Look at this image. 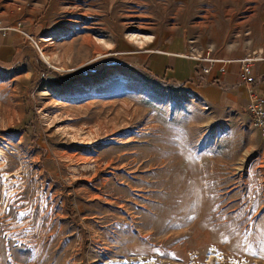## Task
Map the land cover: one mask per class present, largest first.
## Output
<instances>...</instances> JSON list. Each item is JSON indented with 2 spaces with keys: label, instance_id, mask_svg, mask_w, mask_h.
<instances>
[{
  "label": "rangeland",
  "instance_id": "374dc122",
  "mask_svg": "<svg viewBox=\"0 0 264 264\" xmlns=\"http://www.w3.org/2000/svg\"><path fill=\"white\" fill-rule=\"evenodd\" d=\"M256 10L264 0H0V21L37 44L11 30L0 61V264H264L261 132L143 61L226 44Z\"/></svg>",
  "mask_w": 264,
  "mask_h": 264
},
{
  "label": "crops",
  "instance_id": "0c3cea01",
  "mask_svg": "<svg viewBox=\"0 0 264 264\" xmlns=\"http://www.w3.org/2000/svg\"><path fill=\"white\" fill-rule=\"evenodd\" d=\"M28 13L24 17L30 19L28 15L32 13ZM238 26L243 29L226 44L224 39L200 48L175 44L161 50H149L153 54L146 55L143 61L151 74L183 85L206 106L247 114L250 88L240 80V60L252 58L253 89L264 97V10L252 12L248 18L239 21ZM19 40L17 34L0 35L1 62L12 60L15 43ZM206 53L216 61L201 60Z\"/></svg>",
  "mask_w": 264,
  "mask_h": 264
},
{
  "label": "built area",
  "instance_id": "2783aa9c",
  "mask_svg": "<svg viewBox=\"0 0 264 264\" xmlns=\"http://www.w3.org/2000/svg\"><path fill=\"white\" fill-rule=\"evenodd\" d=\"M11 30H15V31L22 33L23 35L28 37L30 40H32L33 43L37 46V44L35 43L33 38L30 36V34H27L26 31L20 27L19 23L16 25L15 24L6 25L0 21V33H2L3 35H6ZM201 60L207 61L209 63H213L216 61V59L212 58L209 55V53H206L205 57H202ZM251 60L252 58H244L240 60V63H241L240 80L243 84L247 85L250 88L249 90L250 102H249L247 111L250 114L254 127L259 129L264 139V97L257 94L255 90L253 89V85H252L253 80L251 77V64H250ZM205 71H208V70L205 69Z\"/></svg>",
  "mask_w": 264,
  "mask_h": 264
},
{
  "label": "bare ground",
  "instance_id": "6f19581e",
  "mask_svg": "<svg viewBox=\"0 0 264 264\" xmlns=\"http://www.w3.org/2000/svg\"><path fill=\"white\" fill-rule=\"evenodd\" d=\"M143 37V36H142ZM147 38V37H146ZM132 39L134 40V41H136V42H138V43H140L142 40L141 39H139L138 37H134V36H132ZM145 40V39H144ZM44 59H45V61L46 62H48V57L47 56H44L43 57Z\"/></svg>",
  "mask_w": 264,
  "mask_h": 264
}]
</instances>
